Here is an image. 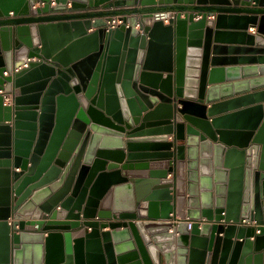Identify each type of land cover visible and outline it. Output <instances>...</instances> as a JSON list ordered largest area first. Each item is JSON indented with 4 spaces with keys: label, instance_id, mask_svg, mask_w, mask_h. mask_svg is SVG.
I'll return each instance as SVG.
<instances>
[{
    "label": "water",
    "instance_id": "water-1",
    "mask_svg": "<svg viewBox=\"0 0 264 264\" xmlns=\"http://www.w3.org/2000/svg\"><path fill=\"white\" fill-rule=\"evenodd\" d=\"M51 1L0 0V264H264V104L216 98L264 0Z\"/></svg>",
    "mask_w": 264,
    "mask_h": 264
},
{
    "label": "crops",
    "instance_id": "crops-1",
    "mask_svg": "<svg viewBox=\"0 0 264 264\" xmlns=\"http://www.w3.org/2000/svg\"><path fill=\"white\" fill-rule=\"evenodd\" d=\"M207 19H212L211 17ZM166 24V23H164ZM91 30H88L90 33ZM231 35L225 38L221 42V46L224 48L233 49L224 52L221 57L228 59L224 62L222 68H228L230 71L223 73L217 78L219 85H230L229 89L221 91L217 94L216 98L220 101L219 103H225L226 101H237L230 106H224L219 110V114L222 116L229 114H237L243 112L244 109L252 108L257 105H263L264 99L258 98L257 94L264 91V62L259 60L262 55L244 52L243 49H254L249 47L248 36L255 35V28L249 26L246 32L240 29L238 24L233 26H226L225 30ZM245 33V35H243ZM33 61V60H30ZM25 66H22L23 69ZM19 69L14 70L18 72ZM7 76V73H4ZM10 99V95H6ZM250 96L248 101H242L243 97ZM239 100V101H238ZM241 100V101H240ZM261 103V104H258ZM6 102H4V105ZM246 107V108H245ZM253 118V114H249L243 117L236 116L230 121H225L223 129L232 132H245L248 131V126ZM167 141H171V136L168 137ZM15 172H19V169H15ZM171 176L169 175L168 178ZM102 231H108L106 229ZM171 230H169L170 232ZM83 235L82 229L72 232V237H80ZM252 239V238H251Z\"/></svg>",
    "mask_w": 264,
    "mask_h": 264
},
{
    "label": "built area",
    "instance_id": "built-area-1",
    "mask_svg": "<svg viewBox=\"0 0 264 264\" xmlns=\"http://www.w3.org/2000/svg\"><path fill=\"white\" fill-rule=\"evenodd\" d=\"M42 5V4H41ZM51 6H54V2L53 0L51 1ZM37 6V5H36ZM191 13V9L188 7H183V8H171L168 11H163V12H158L154 14V18L156 19H161L163 21V23H167L169 19L174 18L177 14L180 15H184V14H189ZM126 15H121L119 16V18L125 17ZM121 22L117 19L114 18V20L112 21L111 27L114 28L117 25H119ZM4 102H6V104H9L11 101V98L9 99L8 96L4 95ZM190 227V222L188 223V228Z\"/></svg>",
    "mask_w": 264,
    "mask_h": 264
}]
</instances>
